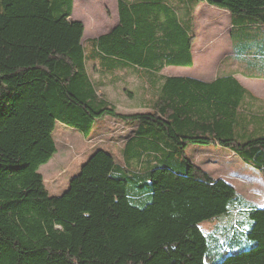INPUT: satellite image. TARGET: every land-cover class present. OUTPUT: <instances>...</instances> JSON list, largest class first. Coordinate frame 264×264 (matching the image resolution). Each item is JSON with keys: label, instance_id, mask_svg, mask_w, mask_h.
<instances>
[{"label": "trees", "instance_id": "1", "mask_svg": "<svg viewBox=\"0 0 264 264\" xmlns=\"http://www.w3.org/2000/svg\"><path fill=\"white\" fill-rule=\"evenodd\" d=\"M195 1L252 20L264 37V0ZM72 4L0 0V264H264V208L184 157L188 145H216L264 180V135L253 136L264 116L244 111L249 94L230 76L168 78L147 110L119 113L85 63L131 58L139 6L119 3L118 25L86 54ZM188 46L165 61L190 65ZM104 118L135 125L129 171L99 149L51 196L38 169L56 152L55 125L87 139ZM230 213L243 216L238 250L209 253L199 224Z\"/></svg>", "mask_w": 264, "mask_h": 264}, {"label": "crops", "instance_id": "2", "mask_svg": "<svg viewBox=\"0 0 264 264\" xmlns=\"http://www.w3.org/2000/svg\"><path fill=\"white\" fill-rule=\"evenodd\" d=\"M90 1L73 0V4L77 2L80 8L86 11L81 7L84 6L85 3H89V5L97 4V2ZM101 1L104 4L109 3L112 9H116L115 15L117 18L112 24L113 26L108 24L107 21H100L97 24H88L89 26L87 28L85 24L83 25L81 20L73 18L72 4V12L69 20L82 23L85 33L86 29L90 31L91 34H89V36H84V39L92 36L89 38L90 40H85L86 43L89 44V51L92 49L93 41L109 34L118 25L119 3H122L126 7H131L132 5L139 6L140 18L137 21L138 24L136 25V29L140 32L141 38L138 41L131 40V48L134 51L130 56L131 58H110L106 61L107 69L100 67L101 60H96L98 77L97 80H90L97 86V95L104 97L106 94L104 85L107 84L108 89L111 90L113 82H119L122 80L118 77V73L120 72L126 73L127 78H129V81L126 84L127 86L121 88V90L126 92L128 96L131 94L136 96L135 90H139L138 86H135L137 80L141 82L140 89L147 91L150 90L155 96L159 93L164 80L168 78L191 79L201 83H212L219 78L230 76L234 78L240 87L250 96L251 101L247 100L245 102L244 111L250 115L255 114L254 109H256L255 105L258 102L256 97L260 92L264 93V82H261L264 81V37L259 25L255 24L250 19L242 17V15L230 14L229 12L220 9L214 10L216 8L212 9V6L204 2H196L195 0ZM213 13L215 14L214 18L211 17ZM235 38L237 39V47L234 46ZM188 40L189 46L187 55L191 61L190 65L168 64L166 62L167 59L176 56L180 57L181 48L188 44ZM251 47L253 48L251 49ZM88 53L89 52H86V54ZM228 53L231 58H235V66L234 69H232L234 73L227 76H220L221 74H219L217 68L212 69V58L226 57ZM250 57L251 60H249ZM134 61H137L140 65L134 64ZM195 63L196 65H194ZM144 64H153V66H150L149 68V66H144ZM193 66L198 69V75L194 74L192 76L180 77L173 76L170 72L175 71L177 68H192ZM245 66L246 69L251 70L250 74L244 73L243 67ZM222 73L224 72L222 71ZM114 87H116V85ZM105 99L114 106V102L111 101V99ZM147 105V100H143L140 105L143 109L142 111L147 110ZM103 120L110 119L104 118L99 120L95 123V126L98 122ZM111 120L114 121V119ZM116 121L121 122L124 129H127V126L130 128V132L122 138L124 139L121 149L122 163H117L114 159L113 153L100 147L96 148L88 158L96 150L102 149L113 157L116 167L127 171V164L124 163V150L127 142L134 137L135 125L127 124L120 120ZM77 134V137L75 136L76 140L77 138H84L78 132ZM150 157L152 158V156ZM88 158H86V160ZM86 160L79 165L80 168ZM131 167L134 168L137 167V165L134 163ZM57 175L58 171L56 175H53V173L50 172L51 183L53 180H56L54 178L55 176L57 177ZM57 186V183H55L52 188L53 192H55Z\"/></svg>", "mask_w": 264, "mask_h": 264}, {"label": "rangeland", "instance_id": "3", "mask_svg": "<svg viewBox=\"0 0 264 264\" xmlns=\"http://www.w3.org/2000/svg\"><path fill=\"white\" fill-rule=\"evenodd\" d=\"M92 1L97 2V4L89 5V3H85L84 6H81L86 11L82 10L77 2L74 3L73 18L81 20L83 25L85 24L87 28L89 26L88 24H97L100 21H107L108 24L112 25L117 18L115 15L116 9H112L109 3H102L101 0H91L90 2ZM211 17L214 18L215 14L213 13ZM89 34H91L90 31L86 29V33L83 32L82 37V46L86 52L90 51L89 44L86 43L85 40H90L89 38L92 36L86 39H84V36H89ZM236 41L237 39L235 38L234 46L237 47ZM252 48L253 47H251V49ZM234 60L235 58H231L229 53L226 57H213L211 62L212 69L217 68L219 74H221L220 76L230 75L234 73V71H232L235 66ZM249 60H251V57ZM194 65H196V63ZM86 69L90 79L97 80V62L90 60L89 56H87L86 59ZM243 70L246 74L251 73V70L246 69V66L243 67ZM222 71L224 73H222ZM170 72L173 76L180 77L199 74L198 69L194 66L192 68H177L175 71ZM118 77L122 80L113 82L111 90L108 89L107 84L104 85V90H106L104 98L111 99L117 111L121 114L143 112V109L140 107L142 101L147 100V102H149L154 95L150 90L140 89L141 82L137 80L135 86H138L139 90H135L136 96L133 94L128 96L121 88L127 86L126 84L129 78H127L124 72L118 73ZM115 85L116 87H114ZM256 98L258 99L255 105L256 109H254L256 115L252 114L250 118L259 121L261 119L260 117L264 114V93L260 92ZM249 100L251 101V99ZM244 116L246 117V114H244ZM129 132L130 128L127 126V129H124L121 122H117L116 120L112 121L111 119L103 120L96 124L89 138H77L76 140L75 136L77 137L78 135L76 131L56 124L52 132V138L56 146V154L38 169V172L43 177L47 192L51 196H59L65 192L68 187V182L79 172V165L98 147L110 151L113 153L115 161L117 163H122L121 149L124 140L122 138ZM263 135V127L256 129L253 134L254 137H261ZM184 157L189 162L196 165L200 170L206 173L208 172L207 174L211 178L222 179L228 182L244 201L258 208H264V180L255 170L243 164L241 160L230 151L214 145H188L184 150ZM57 171L58 175L54 178L56 180H53L51 183L50 172L56 175ZM55 183H57L58 186L55 192H53L52 188ZM242 218V215L230 213L228 215L209 219L199 224V228L206 238L209 253H214L216 250L218 251L220 249L230 250V248H234L235 251L238 250L236 243H238L240 239V234L238 232H240L239 227L242 226ZM219 256L218 254L217 258H219ZM208 262V260H205V263Z\"/></svg>", "mask_w": 264, "mask_h": 264}]
</instances>
